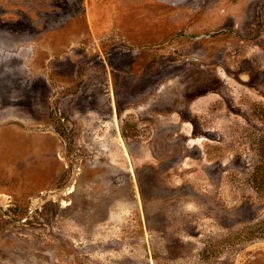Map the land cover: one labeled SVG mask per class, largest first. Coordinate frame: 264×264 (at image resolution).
<instances>
[{"label":"rangeland","instance_id":"1","mask_svg":"<svg viewBox=\"0 0 264 264\" xmlns=\"http://www.w3.org/2000/svg\"><path fill=\"white\" fill-rule=\"evenodd\" d=\"M0 264H264V0H0Z\"/></svg>","mask_w":264,"mask_h":264},{"label":"trees","instance_id":"2","mask_svg":"<svg viewBox=\"0 0 264 264\" xmlns=\"http://www.w3.org/2000/svg\"><path fill=\"white\" fill-rule=\"evenodd\" d=\"M263 224V223H262ZM253 232H255V230L253 229V228H250L249 230H248V228H247V234L249 233V234H253ZM250 241H254V239H251Z\"/></svg>","mask_w":264,"mask_h":264}]
</instances>
